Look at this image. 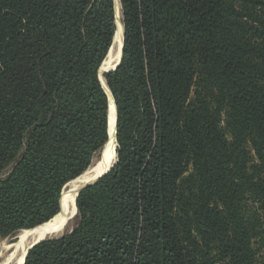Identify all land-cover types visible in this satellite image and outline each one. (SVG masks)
Listing matches in <instances>:
<instances>
[{"label":"trees","instance_id":"16d2710c","mask_svg":"<svg viewBox=\"0 0 264 264\" xmlns=\"http://www.w3.org/2000/svg\"><path fill=\"white\" fill-rule=\"evenodd\" d=\"M114 167L24 264H259L264 0H118ZM114 0H0V239L49 222L108 141Z\"/></svg>","mask_w":264,"mask_h":264},{"label":"bare ground","instance_id":"6f19581e","mask_svg":"<svg viewBox=\"0 0 264 264\" xmlns=\"http://www.w3.org/2000/svg\"><path fill=\"white\" fill-rule=\"evenodd\" d=\"M115 21L116 31L114 35V43L100 69V78L106 90V81L103 74L104 72L113 69L118 63L123 41V25L121 23L118 2L116 5ZM107 93L109 96L108 141L100 150L99 157L93 158L91 165L79 177L65 184L61 192L63 206L58 215L38 228L20 231L16 235L13 243L3 241L0 244V264H22L28 249L33 244L43 238H47L64 230L68 223H70V220L75 216V199L81 187L93 182L100 174L109 169L113 163H115V150L117 146L115 138V105L108 90Z\"/></svg>","mask_w":264,"mask_h":264},{"label":"rangeland","instance_id":"374dc122","mask_svg":"<svg viewBox=\"0 0 264 264\" xmlns=\"http://www.w3.org/2000/svg\"><path fill=\"white\" fill-rule=\"evenodd\" d=\"M117 2L118 0H114V4H115V20H116V5H117ZM119 3V2H118ZM119 11H120V15H121V8H120V4H119ZM122 18V17H121ZM122 23V21H121ZM115 24H116V21H115ZM102 66V65H101ZM100 69V68H99ZM106 74V73H105ZM104 74V75H105ZM98 76H99V71H98ZM105 79V77H104ZM117 147V146H116ZM100 151L96 152L93 156V158H96V157H99V153ZM96 155V156H95ZM93 158L91 160V163L93 161ZM91 165V164H90ZM14 167V163L12 164H9L8 166H6L1 172H0V179L1 178H4L6 177L13 169ZM77 224V214L70 220V223H68V225L64 228V230L60 231L59 233L57 234H54L52 236H49L47 238H44V239H57V238H60L66 234H68L70 231H72V229H74V227L76 226ZM69 226V227H68ZM23 230H26V229H23ZM22 231V230H20ZM15 232L13 234H11L10 236H7V237H4V238H1L0 239V244L3 242V241H7L8 243H13L15 241V237L16 235L20 232ZM259 264H264V250L259 253Z\"/></svg>","mask_w":264,"mask_h":264},{"label":"water","instance_id":"95a60500","mask_svg":"<svg viewBox=\"0 0 264 264\" xmlns=\"http://www.w3.org/2000/svg\"><path fill=\"white\" fill-rule=\"evenodd\" d=\"M123 37H124V30H123ZM113 43H114V38H113V42H112V46H113ZM111 46V47H112ZM122 49H123V41H122V46H121V54H120V58H119V60H118V63L115 65V67L113 68V69H111V70H109V71H106L105 73H111V72H113V71H115L116 69H117V67L120 65V62H121V59H122ZM109 52H110V50H109ZM109 52H108V54H109ZM107 54V55H108ZM100 69H101V67H100ZM100 69H99V80H100V82H101V85H102V87H103V89H104V91H105V93H106V95H107V97H108V101H109V96H108V93H107V90L109 91V93H110V96H111V98L113 99V97H112V94H111V92H110V90H109V88H108V86L106 85V88H107V90L105 89V86L103 85V83H102V81H101V78H100ZM113 102H114V100H113ZM114 105H115V103H114ZM115 138H116V123H117V110H116V107H115ZM116 145H117V143H116ZM115 152H116V150H115ZM117 156V155H116ZM116 162H117V158H116V161H115V163H113V165L109 168V169H107L106 171H104L102 174H100L93 182H91V183H89V184H86V185H84L83 187H81V189L78 191V193H77V196H76V199H77V197H78V194H79V192L81 191V190H83L84 188H86V187H89V186H92V185H94L101 177H103L104 175H106L113 167H114V165L116 164ZM63 190V189H62ZM76 199H75V206H76ZM77 214V208H76V213H75V215ZM43 240H45L44 238L43 239H41V240H39L37 243H35V244H33L29 249H28V251L30 250V249H32L35 245H37L39 242H41V241H43ZM28 251H27V253H26V255H25V258H24V261H23V263L22 264H24L25 263V260H26V257H27V254H28Z\"/></svg>","mask_w":264,"mask_h":264}]
</instances>
